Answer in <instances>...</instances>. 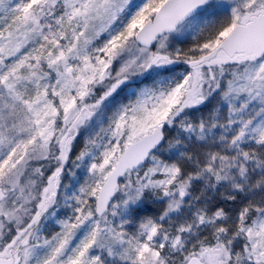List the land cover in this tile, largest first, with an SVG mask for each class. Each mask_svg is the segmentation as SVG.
Wrapping results in <instances>:
<instances>
[{"label":"snow or ice","instance_id":"obj_1","mask_svg":"<svg viewBox=\"0 0 264 264\" xmlns=\"http://www.w3.org/2000/svg\"><path fill=\"white\" fill-rule=\"evenodd\" d=\"M0 264H264V0H0Z\"/></svg>","mask_w":264,"mask_h":264}]
</instances>
